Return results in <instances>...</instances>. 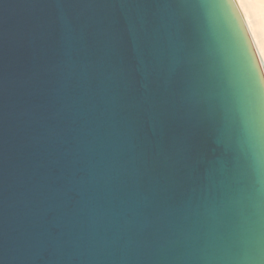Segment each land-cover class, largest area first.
<instances>
[{"label":"water","instance_id":"1","mask_svg":"<svg viewBox=\"0 0 264 264\" xmlns=\"http://www.w3.org/2000/svg\"><path fill=\"white\" fill-rule=\"evenodd\" d=\"M250 67L235 0H0V264H264Z\"/></svg>","mask_w":264,"mask_h":264},{"label":"bare ground","instance_id":"2","mask_svg":"<svg viewBox=\"0 0 264 264\" xmlns=\"http://www.w3.org/2000/svg\"><path fill=\"white\" fill-rule=\"evenodd\" d=\"M264 65V0H235Z\"/></svg>","mask_w":264,"mask_h":264},{"label":"snow or ice","instance_id":"3","mask_svg":"<svg viewBox=\"0 0 264 264\" xmlns=\"http://www.w3.org/2000/svg\"><path fill=\"white\" fill-rule=\"evenodd\" d=\"M207 3L214 6H222V0H207ZM245 88L249 103L254 99L258 89L264 93V80L260 79L259 75L251 67L247 72Z\"/></svg>","mask_w":264,"mask_h":264}]
</instances>
